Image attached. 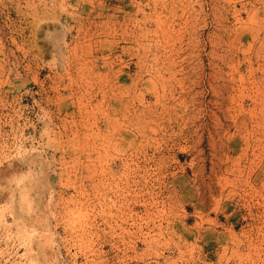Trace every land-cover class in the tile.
<instances>
[{
    "label": "rangeland",
    "instance_id": "obj_1",
    "mask_svg": "<svg viewBox=\"0 0 264 264\" xmlns=\"http://www.w3.org/2000/svg\"><path fill=\"white\" fill-rule=\"evenodd\" d=\"M0 264H264V0H0Z\"/></svg>",
    "mask_w": 264,
    "mask_h": 264
},
{
    "label": "bare ground",
    "instance_id": "obj_2",
    "mask_svg": "<svg viewBox=\"0 0 264 264\" xmlns=\"http://www.w3.org/2000/svg\"><path fill=\"white\" fill-rule=\"evenodd\" d=\"M214 150V149H213Z\"/></svg>",
    "mask_w": 264,
    "mask_h": 264
}]
</instances>
